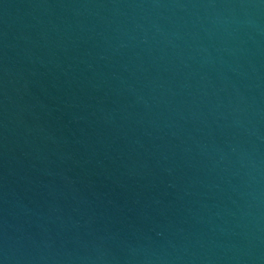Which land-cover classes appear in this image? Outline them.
<instances>
[{
	"label": "water",
	"instance_id": "95a60500",
	"mask_svg": "<svg viewBox=\"0 0 264 264\" xmlns=\"http://www.w3.org/2000/svg\"><path fill=\"white\" fill-rule=\"evenodd\" d=\"M0 264H264V0H0Z\"/></svg>",
	"mask_w": 264,
	"mask_h": 264
}]
</instances>
